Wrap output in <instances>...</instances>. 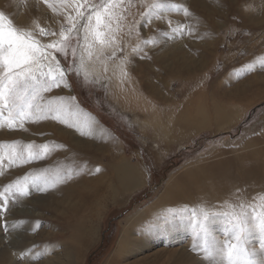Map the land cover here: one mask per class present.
<instances>
[{"label":"rangeland","instance_id":"obj_1","mask_svg":"<svg viewBox=\"0 0 264 264\" xmlns=\"http://www.w3.org/2000/svg\"><path fill=\"white\" fill-rule=\"evenodd\" d=\"M88 2L99 5L103 0ZM159 2L169 5L168 9L150 10L148 5L153 3V0H125L126 11L123 13L124 19L121 21V30L117 37L121 32L124 35H120L117 38L118 43L112 45L115 50L110 52L106 47L102 49L108 63L113 66L120 61L119 66L109 69L107 64L101 61L97 66L99 72L91 73L84 63L80 77L73 72L67 74L70 87L61 85L43 93L45 100L65 97L64 103L69 108L72 107L71 112H78L77 117H71L69 122L77 123L79 130L59 120L55 121L51 116L47 120L50 123L44 134L34 130L36 124L32 120H26L23 128L17 126L9 129L6 124L0 127V144L24 141L25 154L28 144L38 143L37 140L33 142L28 138H39L50 147L49 139L59 138L54 133L56 129L69 133L70 137L82 143H87L88 138L94 137V141L99 143H91L85 149L87 152L83 153L90 159L94 170L100 167L109 174L110 181L114 173L112 159L118 152L140 168L144 178L143 184L125 193L124 196L128 195L123 201L113 198L103 200L101 213L96 221L97 236L89 246L83 248V253L75 252L74 260L70 264H131L132 261H138L137 258L141 255L137 253L113 261L118 240L128 227L126 221L154 204L170 181L185 179L188 176L194 179V172L200 176V169L232 159L244 164L250 159L252 164H257L255 167L258 166L255 172L259 173L257 176L264 178V66L261 65V61H264V0ZM49 3L52 7L44 0H0V11L9 16L14 26L31 31L37 39L47 44L60 39L61 29L69 27L67 17H76V8L82 0H49ZM183 9H187L189 15L186 16ZM80 11L85 12V17L73 34L67 56L48 50L63 67L73 70L80 63L82 51L77 45V39L82 45V25L87 22V15L90 14L83 7H80ZM40 12L45 14L44 18L42 14L39 15ZM149 12L151 14L146 15ZM41 27L55 32L56 35L40 36ZM149 39L152 42L145 44L144 41ZM174 43L185 46L186 51L182 54H186L185 58L177 56L178 59L172 58V63L163 61L166 65L161 58L153 59V63H150V58L160 55L159 47L162 44L171 46ZM72 47H76L75 58L72 56ZM137 47L138 50L134 51ZM114 51L115 56L111 54ZM147 54L149 56H146ZM249 65L253 66L251 70ZM153 66L154 71L148 74V69ZM134 67H138L137 72L132 70ZM84 73H87V83L84 82ZM126 75L129 76L130 86L137 92L138 109L121 106L114 96L113 78L127 79ZM7 116L8 112L4 109L0 114V122H4ZM87 118L94 125V134L89 137L85 128L90 127L84 122ZM156 132L157 135L154 136ZM17 146L18 144L16 150ZM5 151L6 149L0 148V155ZM38 161L39 159H36L25 165L28 167L25 173L30 169L32 173H43L46 165H38ZM242 166L244 165L231 166L234 176L240 179L249 175L248 171H242ZM12 167L15 168V165ZM9 168L8 164H3L6 175L9 174ZM98 173L93 172L89 181L95 180ZM253 179L252 184H256L257 179ZM2 181L3 175L0 174V183ZM41 183L40 188H49L48 183ZM33 189L29 191V197L26 195L24 198L37 197L39 193L33 192ZM41 195L44 194H39ZM57 197L61 195L57 194ZM21 201L27 202L25 199ZM80 202L78 199L73 200V203L79 206L77 214L90 218L89 213L92 212H89V206L86 205L85 212L84 209L81 211ZM240 203L241 200L234 202L233 206L237 207ZM254 203L260 204L259 199H255ZM91 204L89 202L90 206ZM10 205H7L6 211L0 212V228L3 234L0 247L9 243V227L14 222L29 225L35 223L36 226H30L27 231V244L15 248L18 261L23 260L22 264H54L55 252H62L61 247L56 248L59 245L54 235L61 229L66 231L65 222H69L71 217L61 214L63 207L58 213L50 211L40 216V212L31 209L23 212L24 217H16ZM12 213L13 216L9 217ZM217 214L210 213L211 217ZM221 217L220 232L215 233V236L224 240L226 234L221 232L229 228L224 217ZM216 225L212 224L213 231ZM192 232L186 231L182 238L172 240V249H176L179 246H176L177 242H182L183 239V244L187 239L191 245L195 244L196 235L192 236ZM69 235L68 233L67 236ZM230 238L231 233L228 239ZM253 239L258 247L259 236L253 233L250 241ZM203 243L198 244L202 247ZM25 248L27 251L24 254ZM127 258L129 260H125Z\"/></svg>","mask_w":264,"mask_h":264},{"label":"bare ground","instance_id":"obj_2","mask_svg":"<svg viewBox=\"0 0 264 264\" xmlns=\"http://www.w3.org/2000/svg\"><path fill=\"white\" fill-rule=\"evenodd\" d=\"M40 14H42L44 18L45 14L43 12H40L39 15ZM127 17L130 19L129 16ZM134 21L135 20H133V22ZM120 35H124L123 32H121ZM120 35H118L117 38H119ZM106 50L111 52L115 49L112 46H107ZM93 51L94 55L91 60L87 58L86 54L84 58L85 66H88L91 73L99 72V68H97L98 62L104 61L109 69H114L119 66L118 63H121L119 61L111 66L108 63L107 58L103 55V50L100 49L99 45H97ZM159 51L160 55H155L154 58H150L151 64L153 63V59L158 58H161L162 62L171 61L172 63V58L183 56L182 54L185 53L186 48L185 46H179L178 43H174L171 46L162 44L159 47ZM174 55L175 57H173ZM185 55L183 58H185ZM146 56H149V54ZM97 57L99 58L97 59ZM166 62H163V64L166 65ZM191 66L193 65L191 64ZM153 69H155L154 66L153 68L150 67L148 69V74L153 72ZM132 70L137 72L138 67H134ZM128 78L129 76H127V79L114 77L112 90L116 100L121 106L130 109H138L137 92L132 86H130ZM70 108L72 109V107ZM73 113L75 114L74 118H76L78 112L73 111ZM48 119H50V116L47 119L37 120L34 122L36 127L33 129L36 132L43 133L48 123H50L49 121L47 122ZM84 122L87 127L90 126V128H85L88 137L92 136L94 134V131H92L94 128V125L92 124L93 122L91 123L89 118ZM63 128L64 126L61 127V129ZM56 130H54V133L55 135H58L59 138L49 139L50 151L45 157V162L42 161L44 157L40 158L38 161V165H46V168L43 170L44 172L32 173L30 169L26 174L25 171L28 167L25 165H29V163L15 165V168L11 166L7 170V173H9L8 175L5 174L4 170L2 171L3 181L0 183V191H3L4 187L9 184H15L18 180L21 183H25L24 178L27 176L28 191H30L31 188H34L33 192L44 194L41 196L38 194L39 197L31 196L27 199L18 193H14L13 197L9 200V204H11L10 209L15 212L16 217H24L25 215H22L23 212L31 209L40 212V216L45 212L47 213L50 211L58 213L59 209L63 207L61 214L68 215V218L71 217V220L69 219V222H65L64 229L66 231L61 229L59 230V233L57 232L58 234L56 233V235H54V237L58 239L56 242L59 245L56 246V248L58 249L61 247L62 249L61 253L55 252L54 264H70L74 260L73 256L76 253H83V248L89 246L97 236L98 228H96V221L100 216L103 200L105 201L106 199L113 198L114 200L120 199L123 201L128 195L124 196V194L139 188L143 184L144 178L140 168L124 158L117 151L118 153L114 154L111 164L114 171L112 181L109 179V174L101 170L100 167H98L99 173L95 175L96 179L89 181L93 177L92 173H95L97 170L93 169L90 159L87 158L83 152H87L85 149L88 148L91 143L95 142L94 137L88 138L87 143H82L81 141L70 137L69 133L62 132L60 129ZM156 135L157 132L154 133V136ZM6 139L13 140V138ZM28 139L29 141L37 140L38 143L33 144L31 142L30 144L34 145L32 151H40L38 146L43 145V141L39 138ZM24 143V141L18 143V152L23 151ZM56 146L59 148H56ZM5 161L4 163L8 164V162ZM245 162L246 163L244 164L240 163L237 159L228 160L210 168L207 167L200 169V176H197V173L194 172V179L188 176L185 179L179 178L173 182L170 181L168 185H166L164 193L154 204H151L148 209L143 210L139 214H135L136 217L133 216L131 219L127 218L126 225H128V227H126L120 235L113 256V261L115 262L120 257V259H122V257L137 253L140 254L141 257L137 258L139 260L136 262L132 261L131 264H220V256L205 254L203 249L201 250L202 247L198 243L204 242V233L201 232L199 227L192 223L193 213H196L197 216H199L202 211H207L209 214L211 212L222 213L226 211V209L231 210L229 206H233L234 202L241 200L240 204H244L248 216L251 217V208L253 206L259 208L260 205L254 203V200L258 199L259 196H264V190H262L264 178L261 177V175L257 176L259 173H255L257 170L256 168L258 167H255L257 164H252L250 159ZM237 164L244 165L241 167H244L242 171H248V177L250 178L243 177V179H240L235 177L236 175L234 176L231 166ZM4 168L6 169V167ZM69 171L71 172V178H66L65 174ZM253 175L255 177H253ZM36 176L46 177L48 181L47 186L49 188L45 191H41V186H39V184L42 183L32 182L33 178ZM253 178H255V180L257 179L256 184H252V181L254 180ZM238 187H240V189H238ZM57 194H60L61 197H57ZM22 199H25L27 202H22ZM75 199L81 201V211L84 209L85 212L86 205L89 206V212H92L89 213L91 214L90 218H86V215L79 216L77 214L79 206L73 203V200ZM89 202L92 203L91 206L89 205ZM65 207L67 208L64 209ZM235 211L239 212L240 207H235ZM8 216L12 217L13 213ZM221 218L220 215H216L215 217H211L210 215L207 227L210 235L214 237L217 242L222 244L224 240L229 238L231 232L229 229L221 232L226 234V239L224 240H219L218 237L215 236V233L220 232L219 226H221ZM214 223L217 225L216 229L213 231L211 226ZM30 226H36V224L29 225L26 223L14 222L10 225V241L7 245L0 247V264H22L23 260H21V262L18 261L15 248L27 244L29 235H27V231H29ZM186 231H193L192 236L193 234L196 235L195 238L193 237L196 241L195 244L191 245L188 242V239L186 240L187 242L183 244V239L182 242L176 241V246H179H177L176 249H172V240L174 241L178 238H182L181 236H184V232ZM1 232L2 230L0 228V242L3 240V234ZM68 233L70 234L69 236H67ZM255 245L256 243L254 242V239L251 240L249 247L258 249L259 246L256 247ZM150 250L152 253L149 252ZM26 251L27 248H25L24 254ZM128 258L125 260H129ZM112 263L113 262H110L109 264Z\"/></svg>","mask_w":264,"mask_h":264},{"label":"snow or ice","instance_id":"obj_3","mask_svg":"<svg viewBox=\"0 0 264 264\" xmlns=\"http://www.w3.org/2000/svg\"><path fill=\"white\" fill-rule=\"evenodd\" d=\"M44 2L52 7L49 0H44ZM124 4L125 0H103L99 5L82 0V3L76 8V17H67L69 27L61 29L60 39L47 44L37 39L31 31L21 30L14 26L9 16L0 11V114L4 109L8 112L5 121L0 122V127H4L6 124L9 129L17 126L23 128L26 120L36 122L51 116L52 119L79 130L77 123L69 122V119L75 114L64 103L65 98L56 97L45 100L43 93L61 87V85L70 87L67 74L73 72L77 77L81 76L85 54L91 60L94 55L93 49L97 45L102 50L104 47L117 43V33L121 30L123 13L126 11ZM80 7L88 10L90 14L87 15V22L82 25L83 44L81 45L77 39V45L81 47L82 51L80 63L73 70L63 67L53 53L48 50H54L56 53L67 56L73 34L85 17V12L80 11ZM148 7L150 10L158 11L167 10L169 5L159 2V0H153V3ZM53 10L55 11V9ZM183 11L186 16L189 15L187 9H183ZM157 18L160 17L157 16ZM176 30L174 29V31ZM39 35L54 36L56 33L41 27ZM151 42L150 39L144 41L145 44ZM133 50H138V47ZM71 51L75 58L76 47H72ZM112 55H116L115 51ZM261 65L264 66V61H261ZM252 67L249 65V70ZM84 82H89L87 73H84ZM81 134L84 133L81 132ZM18 143L0 144V148L6 149L4 154L0 155V174H2L5 159L8 166L11 167L43 158L50 151L48 144L38 146L40 149L38 152L32 151L33 144H28L25 154L24 151L16 150ZM96 170L99 171V169ZM65 176L71 178V172L69 171ZM24 180L25 183L18 180L15 184H9L4 187L3 191H0V212L7 210L9 200L14 193L21 196L29 194L28 177L25 176ZM32 182L48 183L44 176H36ZM40 190L45 191L46 189L41 188ZM258 199L260 201L259 208L255 206L251 208V217L248 216L244 204L239 205V212L235 211V206L230 205L231 210L217 214L224 217L231 232V238L224 240L222 244L208 232L207 224L210 214L207 211H202L199 216L193 213L192 223L204 233L202 248L205 254L220 256V264H264V196H259ZM253 233L260 238L258 249L249 247Z\"/></svg>","mask_w":264,"mask_h":264}]
</instances>
